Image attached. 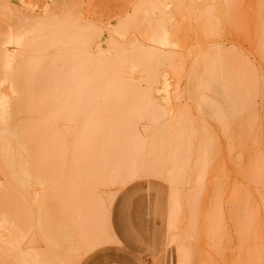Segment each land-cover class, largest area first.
<instances>
[{
	"label": "bare ground",
	"instance_id": "bare-ground-1",
	"mask_svg": "<svg viewBox=\"0 0 264 264\" xmlns=\"http://www.w3.org/2000/svg\"><path fill=\"white\" fill-rule=\"evenodd\" d=\"M54 1L51 4L55 3ZM167 1L147 0L144 3L145 0L144 2L141 0L133 15L120 21L113 31L122 40L116 41L110 37L103 48L101 29L92 23L84 22L77 10L79 8L73 5L74 2L72 5H68V1L64 2V9L60 8L61 13L56 12V8L62 5L57 1L58 5L61 4L59 7L55 3L43 10L42 14L35 15L25 14L24 11L15 8L16 5L12 6L10 0H0V258L11 256L9 253L11 251L6 250L19 246L22 239L30 236L31 229L38 231L48 246H60L57 237L62 233L84 247L101 245V237L106 234L107 229H112V226L111 212L107 210L110 207L104 203L97 189L119 184L123 190L130 183L139 180L142 174L150 175L149 180H159L166 184L169 192L155 182H152L150 187L156 191L155 195L161 198V207L169 208L171 202L175 200L174 205L179 206L174 212L177 214L181 205L180 187L185 183H192L194 179H191L192 171L194 170V175V172L197 173V167L199 169L202 165H209L207 163L212 154L216 155L213 144L217 139L213 134L209 139L214 137V143L211 142L212 139L210 141L206 139L208 137L205 138L204 135H211L212 131L208 134L209 128L205 127L207 125L204 121L200 122V117L198 125L202 126L198 127L199 130L194 127L196 121L194 119L192 121L188 115L182 119L173 115L172 119H165L168 115L165 108L168 105L163 107L161 105L163 103L160 104L153 94L162 80L167 90L169 85L167 77L172 72L177 76L182 71L175 53L172 51L165 53L160 47V45L173 47L177 44L165 22L167 14L163 6ZM145 5L147 6L143 8ZM132 30L140 34L141 41H132L129 38V32ZM146 42L151 45H147ZM197 62L199 67L203 68L201 75L203 78L200 76L197 79L198 75L193 73L192 69L191 72L195 75V89L199 87L196 89V99L191 97L193 99L191 101L195 100L194 106L197 109L199 106L202 112L207 111L215 121H222V112L228 107L230 98L227 94L226 98H222L220 92L222 97L219 96L221 97L219 102L223 103L216 105L215 101L208 97L214 94L207 92L206 95L204 92L214 89L221 81L219 88L226 89L224 86L228 85L231 87V89L227 87L226 92H231L236 87V91H232L231 94L232 97L236 94L239 100L241 95L237 93L242 91L236 82L245 80L246 74H242L239 67L237 72L238 65H235L234 60L230 62L227 56L217 61H209L207 64L202 59H198ZM131 72L140 73L137 74V80L141 79L140 75L144 76L142 77L145 79L146 88L133 82ZM200 78L202 79L198 84ZM140 81L142 84V79ZM231 84L233 86L237 84L239 88L237 85L232 88ZM244 87L242 88L246 93ZM164 90L162 94L166 92ZM156 91L160 93V90ZM212 97L216 98L215 95ZM237 98H232V101H236ZM232 101L230 104L233 105ZM239 102L243 105V98L242 101L235 103L239 105ZM237 104L232 107L236 114L238 111L240 113L241 109L240 106L238 109ZM236 114H233L234 117ZM142 121L154 125L152 128L143 127L146 132L150 128L153 130V132L150 130L152 133L149 140L148 138L145 140L139 130ZM56 122H62L58 123L59 126L65 123L64 132L59 129L62 137L55 130ZM67 135L71 137V141L66 139ZM202 136L204 137L200 138ZM34 184L41 186V191H35ZM139 191L138 187L126 191L120 211L122 215H126V211L131 207L132 197ZM219 195L215 193L208 205L209 209L204 217L207 231L218 232L222 229L223 217L220 219L218 213L221 201ZM189 202L191 203L188 200ZM241 204L238 203L236 206L234 202L232 205L237 210L244 205ZM158 205L156 204L155 208ZM231 210L230 215L236 212ZM248 215L244 221L241 220L244 222L242 225L246 222L244 225L246 228L251 225V217ZM170 218L168 217L164 224L166 229L175 225L172 221L175 217L172 220ZM222 220L224 221V218ZM241 221L238 223H242ZM123 226L126 231L134 228L133 222L130 221L123 222ZM241 230L243 232L244 228ZM67 231L72 233L68 234ZM87 231L99 232L98 240L95 237L93 238L95 240L91 238L90 241L89 238L93 235L88 237ZM35 240L32 239L33 245ZM61 244H65L64 239ZM42 253L35 252V259L32 261L36 260L38 263L43 257L47 259L52 255L51 250L46 252L50 255ZM31 254L28 252V255ZM14 256L15 254L12 255V260ZM27 259L28 257L24 260ZM50 259L42 262L44 264L68 262L55 256Z\"/></svg>",
	"mask_w": 264,
	"mask_h": 264
},
{
	"label": "rangeland",
	"instance_id": "rangeland-1",
	"mask_svg": "<svg viewBox=\"0 0 264 264\" xmlns=\"http://www.w3.org/2000/svg\"><path fill=\"white\" fill-rule=\"evenodd\" d=\"M53 1L54 0H10L12 6L16 5L15 8L20 9L22 12L24 11L25 14L30 13L35 15L42 14L43 10L55 3L57 4V1L62 3V5L60 4L62 7L58 5L59 3L57 4L58 7L60 6L58 9L56 8L57 13H61L60 8L64 7V2L66 3L68 1V5H72L74 2L73 5L79 8L77 10L81 14L84 22L89 24L92 23V25L101 29L102 32H100L103 34H100L101 43L104 48L106 42L111 38L116 41L122 40V38L113 31L120 21L125 20L126 17H130L131 14L133 15L134 9L137 8L141 0H64L63 2L57 0L54 1L55 3L51 4ZM146 1L147 0L144 2V0H142L144 3H146ZM146 6L147 5L143 8ZM163 8L167 14V19L165 20L167 28L177 44L173 47H166L164 45H160V47L163 48L165 53L168 51L175 53L179 61V68H181L182 71L177 76L172 72V74L167 77L169 80H167V82H169L167 87L168 91L165 85L163 86L164 81L162 80L153 94L160 104L163 103L161 104L163 107L168 105L165 108L166 112L168 111V118L166 117L165 119H172V115L181 117L180 119L185 115L191 116L190 118L192 121L193 119L196 121V123L194 122V127L196 126L198 129L199 126H202V124L198 125L200 124V120V122L204 121L205 125H207L205 127L209 128V130H207L208 134L209 131H212L211 135H204L205 138L208 137L206 139H209L212 134L217 139V142L213 144L216 149V151H214L216 155L212 154V157H214L213 160L210 161L212 159L210 155L211 159L209 158V163H207L209 165H202L199 169L197 167V173L194 172V175L193 170L191 174V179L194 178L193 181H191L192 183L188 182V184L185 183V185L180 187L181 198L179 200H181V203L179 202V204L181 205L180 210L178 209L180 212L177 211L179 214L174 213L176 212L175 210L179 208V206L174 205L175 200L171 202L172 204L169 208L161 207V198H159L157 194L155 195L156 191L150 187L152 182H155L160 184L166 192H169L166 184L159 180H149L150 175L142 174L139 180L130 183L127 187L123 188V190L119 184L115 186L99 187L97 189V193L102 196L104 203L110 207L107 208V210L109 209L108 212H111L110 221L112 229L109 228V225V230L107 229L106 234L101 237V245H96L97 247L93 246L91 248L84 247L81 243L75 242L70 238L68 239L66 237L67 234L62 233L61 236L57 237L60 246H48L46 240L43 238L41 239L38 231L31 229L29 232L30 236L22 239V243L16 247L18 250L16 248H9L6 250L11 251L9 252L11 256L0 258V264H44V261H49L47 259H52L53 256L68 261L67 264H191V262L193 264H195V262L196 264H264V0H168ZM136 33L135 30L129 32V38H131L132 41H141L142 37L140 36V38V34ZM146 44L151 45L149 42H146ZM105 54H107L106 51ZM223 56L230 58V62L234 60L235 65H238L236 66V70L239 67L242 74H246V81L244 79L242 80L244 83L242 81H240V83L236 82L241 87L239 88L236 84L239 90L242 91L237 94L241 95L239 96V98L241 97L239 100L242 101L243 98L242 103L245 105V108H243L242 113L243 105H240V102L239 105L237 104L239 101L237 98L238 96L235 94V98L232 97L233 94H231V92L236 91V85L233 86V84H231L232 88L235 87L234 90L226 92L230 85L227 86L228 88L224 86L226 89L219 88L221 87V81H218L219 83H217L216 89L214 88L215 90H208L204 93L211 92L216 98L218 97L216 99L212 97L214 95H208L210 99L215 101L216 105L223 103L219 102L222 97L221 93L223 95L222 98H226L227 96L230 98L228 99L230 103L232 98H237L236 101L232 102H237L235 105L237 104L238 109H240L239 106L241 109L239 113L236 106V110L239 113L236 114L233 110L234 108H232L235 107L234 103L232 105L224 102L229 105L228 107L226 105L227 108L225 107L226 109H224L223 112L219 110L223 113V119L217 122L215 118L209 116L207 111L206 113L202 112L199 106L198 110L193 104L195 100L192 102L193 99H196V89L199 87L195 89L196 82L193 73H197V79L202 75L203 68L199 67V63L197 62L198 59L206 61L205 63L207 64V62L212 60L217 61ZM192 69L193 73L191 72ZM241 72H239V74H241ZM133 73H135L136 76ZM133 73L131 75L134 80L133 82L135 84L138 83L142 88H146L144 87L146 86L145 79H143L144 76H139L142 79L141 84V79L137 80V76L140 73ZM202 78L197 81L198 84L201 82ZM144 82L145 84H143ZM244 84H246L245 87ZM189 85L194 88L191 89ZM161 86H163V90L165 87L164 91L166 92L164 93L167 96L161 93L163 91ZM242 87H244V89L246 88L245 91L247 95L244 93ZM229 89H231V87ZM156 90H160V93ZM228 93L231 95H228ZM245 95L246 97H243ZM191 97H193V99ZM244 101L247 103H244ZM224 105L225 104H223V106ZM220 106L222 110V105ZM229 106L231 108H229ZM172 110H174V112L176 111L175 113L177 114ZM230 111H234L235 113H232L237 116L234 117ZM203 113H205V115H203ZM206 114L208 116H206ZM164 121H162V123ZM58 123L62 122H56L55 125H57V128L54 127L62 137L61 134L65 130V127H63L65 123H63V125L60 124L62 128ZM144 126L154 127V125L149 124V122L147 123V121H142L140 124L141 128L139 127V130L142 133V137L145 140L147 138V140H149L153 132V130H151L152 127L146 132L143 128ZM150 130L152 131L151 133ZM204 130H206V128ZM67 136L66 139L71 141V137L69 135ZM214 137H211L212 141L209 139L212 143L215 142ZM204 139L202 141H204ZM194 181L196 183H194ZM33 187L35 191H41V186L34 184ZM135 187H138L140 191L136 196L132 197L131 207L126 211V215H122L120 211L124 204V194L127 190L134 189ZM169 188L171 187L169 186ZM145 190L149 192L146 193ZM215 193L220 194L219 201H221L219 202L218 209L220 210H218V213L220 219L222 217L224 218V221L222 220L223 218L221 219L223 223L221 225L222 229L218 231L219 233L217 230L214 232L207 231L204 224V217L209 209L208 205ZM188 200L191 201V203L189 202L190 204ZM154 201L157 205L159 204L157 206L158 209L155 208L156 204ZM234 202L236 206L238 203H243L244 205L236 210V208H234L235 206L233 207ZM230 210H236V212H232L230 215ZM247 210L249 211L247 212ZM156 211L159 213L157 214ZM171 214L173 216H171ZM233 214L234 217H232ZM248 214H250L251 217V225H248L246 228V226H244L246 222L242 225L244 223L242 221L249 216ZM160 217L161 220H159ZM168 217H171V220L175 217V219L172 220L175 225L166 229L164 224L167 222L166 219ZM176 218L178 219L177 221ZM86 219L87 217L85 216V220ZM125 221L133 222L134 228H130L126 231L123 226V222ZM238 221L242 223L239 224ZM242 228H244V234L241 230ZM175 229H177V231H175ZM245 230H247V232ZM71 233L72 232H68V234ZM63 234L64 236H62ZM87 234L89 235L88 237L93 235L89 238L90 241L91 238L92 240H98L97 236H99V232L91 233L87 231ZM38 238L40 240H38ZM32 239H36L35 243L33 241L35 246L32 244ZM63 239L65 244H61L63 243ZM68 241L71 243H68ZM60 247L62 249H60ZM185 249H187L188 252ZM21 250L23 252H20ZM25 250H27L29 254L32 252H43L45 255H50L46 254V252L51 250L52 255L47 259L46 257H43V259L41 258L42 261L46 259L43 262L37 260V263L36 260L32 261V259H35L34 253L28 255L26 251L24 255ZM21 253L22 255H18ZM14 254L13 261L12 255ZM26 256L28 259L24 260L27 258ZM180 257H183V259ZM9 258L11 260H9ZM182 260L184 262H178ZM49 263L47 262V264Z\"/></svg>",
	"mask_w": 264,
	"mask_h": 264
}]
</instances>
